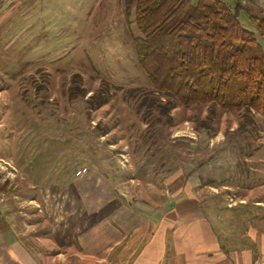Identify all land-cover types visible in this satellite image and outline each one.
<instances>
[{"label":"rangeland","instance_id":"374dc122","mask_svg":"<svg viewBox=\"0 0 264 264\" xmlns=\"http://www.w3.org/2000/svg\"><path fill=\"white\" fill-rule=\"evenodd\" d=\"M124 3L0 0V205L23 208L42 187L88 174L99 184L134 181L120 190L144 207L169 200L172 191L192 221L220 216L230 225L231 214L247 212L256 216L250 224L264 229V117H255L251 135L240 133L235 114L218 112L203 127L206 109L176 108L169 123L155 125V117L140 118L143 109L123 97L149 89ZM241 5L264 14L263 2ZM103 84L108 102L88 109L85 99ZM72 87L84 97L71 96Z\"/></svg>","mask_w":264,"mask_h":264},{"label":"crops","instance_id":"0c3cea01","mask_svg":"<svg viewBox=\"0 0 264 264\" xmlns=\"http://www.w3.org/2000/svg\"><path fill=\"white\" fill-rule=\"evenodd\" d=\"M128 181L99 184L79 175L65 186L42 187L39 198L24 199L23 208L4 201L0 264H264V229L250 224L253 214H231L230 225L220 216L192 221L194 213L182 209L185 202L176 201L172 191L169 200L144 207L120 190L136 186ZM232 221L242 223L238 232Z\"/></svg>","mask_w":264,"mask_h":264},{"label":"trees","instance_id":"16d2710c","mask_svg":"<svg viewBox=\"0 0 264 264\" xmlns=\"http://www.w3.org/2000/svg\"><path fill=\"white\" fill-rule=\"evenodd\" d=\"M193 1L125 0L135 62L149 89L123 97L143 109L140 118L155 117L153 125L162 118L169 123L176 108H197L206 109L203 127L218 112L235 114L241 134H256L254 119L264 117V14L250 13L237 0ZM109 90L103 84L87 96L86 107L105 105ZM83 93L70 88L71 96Z\"/></svg>","mask_w":264,"mask_h":264},{"label":"built area","instance_id":"2783aa9c","mask_svg":"<svg viewBox=\"0 0 264 264\" xmlns=\"http://www.w3.org/2000/svg\"><path fill=\"white\" fill-rule=\"evenodd\" d=\"M223 1L231 2V1H234V0H223ZM82 172H85V169H83Z\"/></svg>","mask_w":264,"mask_h":264}]
</instances>
